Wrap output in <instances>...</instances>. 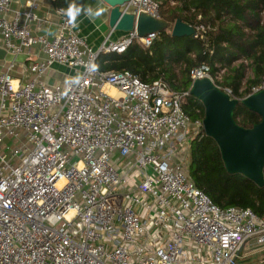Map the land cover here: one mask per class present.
Returning a JSON list of instances; mask_svg holds the SVG:
<instances>
[{
  "label": "built area",
  "instance_id": "2783aa9c",
  "mask_svg": "<svg viewBox=\"0 0 264 264\" xmlns=\"http://www.w3.org/2000/svg\"><path fill=\"white\" fill-rule=\"evenodd\" d=\"M13 3L0 0V48L44 58L20 75L0 61V264H238L248 242L264 246V218L219 208L188 175L202 128L182 110L188 93L97 69L100 53L149 48L157 33L132 30L93 49L67 9L54 8L48 36L36 0ZM159 6L129 0L121 10L159 19ZM52 64L70 69L71 81L43 84ZM223 72L201 65L189 77L217 86Z\"/></svg>",
  "mask_w": 264,
  "mask_h": 264
},
{
  "label": "trees",
  "instance_id": "16d2710c",
  "mask_svg": "<svg viewBox=\"0 0 264 264\" xmlns=\"http://www.w3.org/2000/svg\"><path fill=\"white\" fill-rule=\"evenodd\" d=\"M159 18L173 24L177 20L198 28L202 38L171 35V28L156 34L149 48L134 42L122 54L100 53L96 67L101 72H129L144 83L165 81L173 91L188 93L183 112L192 122L203 120L202 104L189 94V72L201 65L211 75L223 70L221 89L239 101L233 118L244 129L261 118L240 101L253 94L264 81V0H158ZM97 0H52L53 8L78 6L89 9ZM82 12L79 16L84 14ZM78 16V17H79ZM264 174V171H263ZM188 175L197 189L219 208L250 209L264 218V184L256 186L240 174L226 171L216 143L200 128L190 140ZM242 264H251L245 259ZM240 264V263H238Z\"/></svg>",
  "mask_w": 264,
  "mask_h": 264
},
{
  "label": "water",
  "instance_id": "95a60500",
  "mask_svg": "<svg viewBox=\"0 0 264 264\" xmlns=\"http://www.w3.org/2000/svg\"><path fill=\"white\" fill-rule=\"evenodd\" d=\"M110 9L109 28L123 33L135 30L138 38L159 33L171 28L175 38L192 37L195 28L181 20L170 24L146 14L127 13L121 7L129 0H101ZM24 54L12 55L0 48V61L17 63ZM189 94L197 99L204 108L202 129L206 136L217 145L226 171L240 174L256 186L264 184V89L242 99L240 103L248 110L258 114L261 121L250 129L239 127L233 118L238 100L232 99L208 79L191 83Z\"/></svg>",
  "mask_w": 264,
  "mask_h": 264
},
{
  "label": "crops",
  "instance_id": "0c3cea01",
  "mask_svg": "<svg viewBox=\"0 0 264 264\" xmlns=\"http://www.w3.org/2000/svg\"><path fill=\"white\" fill-rule=\"evenodd\" d=\"M24 1L25 0H14L13 7H19L20 4L22 5L24 3ZM51 1L52 0H36L38 7L34 11V13L39 17H45L49 20V24L42 27V33L48 36H52L57 31V19L53 15L54 8ZM90 9H92L94 14H98L90 17L84 13L76 19L79 36L86 40L87 45L93 49H99L108 36V41H116L126 35V33L114 31L109 28L108 23L110 9L101 0H97L96 4ZM32 28L34 29L33 25ZM36 53H38L37 49L32 48L28 53L24 54L27 56V59L21 58L19 62L16 63L17 71H14V74H19L22 65H26L36 59L44 58L40 52L39 58H36ZM72 77L73 72L70 69L58 64H52L44 75L42 83L46 85L64 84L70 82ZM240 259L241 257H239V260Z\"/></svg>",
  "mask_w": 264,
  "mask_h": 264
},
{
  "label": "rangeland",
  "instance_id": "374dc122",
  "mask_svg": "<svg viewBox=\"0 0 264 264\" xmlns=\"http://www.w3.org/2000/svg\"><path fill=\"white\" fill-rule=\"evenodd\" d=\"M241 259L238 263L245 259H250L251 264H264V246L256 245L254 242H248L241 251Z\"/></svg>",
  "mask_w": 264,
  "mask_h": 264
},
{
  "label": "clouds",
  "instance_id": "9594fccd",
  "mask_svg": "<svg viewBox=\"0 0 264 264\" xmlns=\"http://www.w3.org/2000/svg\"><path fill=\"white\" fill-rule=\"evenodd\" d=\"M85 12L87 15H89L90 17L97 15L98 13H93L92 9H82L81 7L78 6H70L67 10H66V15L69 17L70 22H72L73 24L75 23L77 17L82 13Z\"/></svg>",
  "mask_w": 264,
  "mask_h": 264
},
{
  "label": "bare ground",
  "instance_id": "6f19581e",
  "mask_svg": "<svg viewBox=\"0 0 264 264\" xmlns=\"http://www.w3.org/2000/svg\"><path fill=\"white\" fill-rule=\"evenodd\" d=\"M111 93L114 94V91H112Z\"/></svg>",
  "mask_w": 264,
  "mask_h": 264
}]
</instances>
